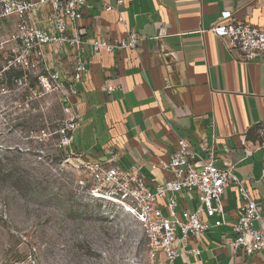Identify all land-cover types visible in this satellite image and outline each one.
<instances>
[{
    "label": "crops",
    "instance_id": "crops-1",
    "mask_svg": "<svg viewBox=\"0 0 264 264\" xmlns=\"http://www.w3.org/2000/svg\"><path fill=\"white\" fill-rule=\"evenodd\" d=\"M104 3L115 9L105 11ZM223 10L264 29V0H87L78 22L82 40L124 37L120 14L139 42L115 53L94 54L85 45L89 73L70 97L80 120L72 146L86 160L114 157L155 185L170 175L158 163L185 138L202 159L212 152L218 167L229 163L264 220V62L239 61L227 40L210 31ZM52 62L65 72L70 57L62 53ZM108 84L116 87L109 93L103 89ZM189 201L193 208L195 197ZM239 202L235 187H226L228 224L208 220L196 242L200 253H181L175 264H264V251L233 253L222 243L232 233Z\"/></svg>",
    "mask_w": 264,
    "mask_h": 264
},
{
    "label": "built area",
    "instance_id": "built-area-1",
    "mask_svg": "<svg viewBox=\"0 0 264 264\" xmlns=\"http://www.w3.org/2000/svg\"><path fill=\"white\" fill-rule=\"evenodd\" d=\"M121 3L123 0H116V4ZM86 6L87 0H0V30L5 24L12 27L1 71H19L21 76L15 78L17 83H25L30 73L35 74L40 86L32 90L31 98L47 92L59 93L66 116L57 129L59 146L68 147L70 153L77 155L75 166L89 182L87 195L116 207L143 227L151 264H175L181 253L193 256L200 253L196 242L207 231L208 220H212L214 226L228 224L222 194L232 185L239 193L240 202L236 220L231 225L232 233L222 243L233 253L242 250L251 255L264 251L261 207L233 173L229 163L225 162L222 167L214 163L212 152L202 159L189 141L179 138L168 160L158 163L169 171V177L151 185L154 179L146 181L137 169L121 168L113 162L114 157L109 161L86 160L72 146L80 120L70 97L79 92L78 85L89 73L90 59L85 45L89 44L94 54L115 53L133 49L139 42L138 34L127 28L120 14L118 20L126 27L124 37L96 36L89 41L82 40L83 31L78 22ZM114 9L113 5L104 3L105 11ZM219 19L210 31L227 40L236 59L247 62L259 58L264 62V29L246 21L233 20L229 10L221 11ZM62 53L70 57L65 72L52 62V56L59 62ZM115 88L109 84L103 87L108 93ZM198 162L200 166H197ZM192 197L196 203L190 208Z\"/></svg>",
    "mask_w": 264,
    "mask_h": 264
},
{
    "label": "rangeland",
    "instance_id": "rangeland-1",
    "mask_svg": "<svg viewBox=\"0 0 264 264\" xmlns=\"http://www.w3.org/2000/svg\"><path fill=\"white\" fill-rule=\"evenodd\" d=\"M0 30V264H151L143 227L94 200L75 153L59 146V93L30 97V73L2 70L9 47ZM81 181H84L83 184Z\"/></svg>",
    "mask_w": 264,
    "mask_h": 264
}]
</instances>
